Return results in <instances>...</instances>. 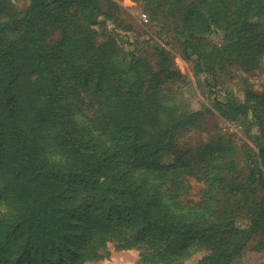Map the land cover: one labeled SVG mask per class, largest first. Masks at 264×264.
<instances>
[{"label": "trees", "instance_id": "trees-1", "mask_svg": "<svg viewBox=\"0 0 264 264\" xmlns=\"http://www.w3.org/2000/svg\"><path fill=\"white\" fill-rule=\"evenodd\" d=\"M201 4L179 7L191 13L189 31L219 27L231 54L256 67L264 0ZM97 9L98 0H31L21 12L0 0V254L12 246L10 264L35 253L34 264H81L115 241L142 247L137 264H179L201 247L208 253L197 264H219L253 234L264 249V173L239 180L228 139L203 144L196 161L159 164L173 146L171 122L185 113L158 92L144 60L124 62L112 37L97 42L98 15L106 16ZM9 34L16 42H5ZM246 100L219 105L252 106L264 123V95ZM160 115L171 127L157 126ZM190 175L207 183L199 201L185 200Z\"/></svg>", "mask_w": 264, "mask_h": 264}, {"label": "rangeland", "instance_id": "rangeland-1", "mask_svg": "<svg viewBox=\"0 0 264 264\" xmlns=\"http://www.w3.org/2000/svg\"><path fill=\"white\" fill-rule=\"evenodd\" d=\"M11 1L14 9L21 12L31 2ZM201 1L182 0L176 4L173 0H98L96 14L106 13V16L98 15L96 40L101 43L112 37L124 62L132 57L144 60V67L158 74V92L165 94L167 100H173L171 103L178 113H185L175 122L162 115L158 117V127L168 124L171 127L170 122L177 126L170 137L169 134L165 137L173 146L158 158L159 164L181 165L196 161L203 144L219 139L224 143L228 139L235 145L234 156L240 170L237 173L242 181L251 170L264 173V123L257 120L252 106L245 111L226 112L228 107L219 102H246L247 92L264 95V53L256 67L247 68L242 65V59L236 57L237 53L231 54L229 44L232 40L225 37L219 27L213 26L209 30L201 27L197 30L200 32H190L191 21L187 19L191 13L184 12L185 7H179L192 3L200 8ZM157 3H160L159 7H156ZM163 10L166 13H162ZM14 12L10 10L7 14L14 16ZM257 30L264 33V21L257 25ZM5 42H16L13 34H9ZM186 181L189 186L185 200L202 199L207 183L193 175L187 176ZM255 194L259 196L260 191ZM2 215L0 213V217ZM236 221L240 229L249 227L245 216ZM142 251V247L123 248L110 241L99 250L98 257L81 264H137ZM1 253L8 260L0 254V264H10L15 257L12 246ZM206 253V248H198L183 257L179 264H197ZM37 256L36 253L24 255L21 260L34 264ZM219 264H264V249L260 248L258 235L253 234L237 255Z\"/></svg>", "mask_w": 264, "mask_h": 264}]
</instances>
